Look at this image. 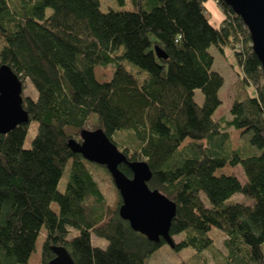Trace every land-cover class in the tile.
Returning <instances> with one entry per match:
<instances>
[{"label":"trees","instance_id":"1","mask_svg":"<svg viewBox=\"0 0 264 264\" xmlns=\"http://www.w3.org/2000/svg\"><path fill=\"white\" fill-rule=\"evenodd\" d=\"M207 1L117 0L129 7L103 11L100 0H0V66L37 92L23 100L30 121L0 133V264H28L42 229V264L57 244L76 264H145L166 243L120 216L117 188L108 203L97 163L68 143L84 128H102L129 160L148 162V185L177 205L170 234L183 237L173 248L195 249L180 264H264L262 64L243 19L215 0L223 13L216 25ZM213 45L222 53L231 47L243 70L238 81L254 88L252 96L235 97L230 119L215 118L224 77L213 69ZM98 65H112V78L98 80ZM32 121L37 131L25 147ZM230 128L252 132L248 152L233 148ZM239 164L246 182L218 174ZM120 168L132 177L127 164ZM237 193L254 203L234 201ZM213 227L223 233V248L208 235ZM93 233L106 245H96Z\"/></svg>","mask_w":264,"mask_h":264},{"label":"water","instance_id":"2","mask_svg":"<svg viewBox=\"0 0 264 264\" xmlns=\"http://www.w3.org/2000/svg\"><path fill=\"white\" fill-rule=\"evenodd\" d=\"M239 15L250 32L254 53L262 64L264 74V0H224ZM162 57L166 54L158 49ZM23 82L8 64L0 66V133L4 134L21 123L30 121L23 105ZM71 149L85 159L103 165L110 172L122 202L120 216L131 227L144 234L149 240L164 239L174 245L170 234L177 205L159 189H152L148 181L152 171L145 160H129L102 128H84L80 139H69ZM127 164L132 172L129 177L120 168ZM54 257L48 264H76L64 245H53Z\"/></svg>","mask_w":264,"mask_h":264},{"label":"rangeland","instance_id":"3","mask_svg":"<svg viewBox=\"0 0 264 264\" xmlns=\"http://www.w3.org/2000/svg\"><path fill=\"white\" fill-rule=\"evenodd\" d=\"M210 0L207 1L209 3ZM101 9L103 11H108L109 9H125L129 6L121 7L117 0H100ZM212 4V3H211ZM211 6L208 4V14L212 23H216V19L214 13L211 11ZM50 12V9L48 10ZM225 53H222L217 46L213 45L210 47L209 51L214 57L213 69L219 71L224 77V84L219 91V97L222 101L221 105L218 107L215 112V118L217 120L230 119L231 115V106L238 95L239 98H245L246 96H252L254 94V88L252 85H244L238 81L239 76H243V70L241 65L239 64L236 54L231 49L229 45L225 48ZM95 75L98 80H109L113 75V66L108 65H98L95 68ZM23 87V96H33L37 97V92L29 79L25 80ZM241 95V96H240ZM195 100L199 105H202L204 102V94L201 89L195 90ZM38 123L32 121L30 124L29 133L25 139V147H29L33 137L36 134ZM232 146L233 148L240 147L243 151L248 152L249 148H252V145L249 143L250 136L252 134L251 131L245 132L244 129H229ZM189 139L186 140L187 143ZM120 150H123L122 146H118ZM99 168L94 167L93 172L95 178L99 181L100 186L107 198L109 204H114L117 194H116V186L113 180L110 178V175L102 169L101 165H96ZM233 174L238 177V179L242 182L247 181V176L244 172L243 167L239 164L237 166L226 165L224 168L218 171V174ZM69 174V165L67 166L61 181L59 182V189L64 190L66 186V182L68 180ZM204 198V193H201ZM234 201L247 203L252 205L254 200L242 193H237L233 197ZM51 207L54 211L58 212L57 203H52ZM74 231H72L71 236L74 235ZM208 235L212 237L215 241V244L219 248H223V233L220 229L213 227ZM46 237L45 229L41 230V233L38 237L36 243V250L32 253L28 264H42V245L44 243ZM183 237L182 234L175 235L173 237L174 241L177 242L181 240ZM93 242L96 245L105 246L106 240L98 237L95 233H93ZM195 252L193 247H185L181 250H176L173 248L171 244L168 242L164 243L159 249H157L153 254H151L145 261V264H180L183 260L191 257Z\"/></svg>","mask_w":264,"mask_h":264},{"label":"crops","instance_id":"4","mask_svg":"<svg viewBox=\"0 0 264 264\" xmlns=\"http://www.w3.org/2000/svg\"><path fill=\"white\" fill-rule=\"evenodd\" d=\"M209 4H210V6L212 8L211 11L214 13V16H215V19H216V23L215 24L218 25L223 19V13L220 10V8L217 5V3L215 2V0H210ZM207 8H208V5H207Z\"/></svg>","mask_w":264,"mask_h":264},{"label":"bare ground","instance_id":"5","mask_svg":"<svg viewBox=\"0 0 264 264\" xmlns=\"http://www.w3.org/2000/svg\"><path fill=\"white\" fill-rule=\"evenodd\" d=\"M206 4H207V3H206ZM208 4H209V3H208ZM208 4H207V5H208Z\"/></svg>","mask_w":264,"mask_h":264}]
</instances>
